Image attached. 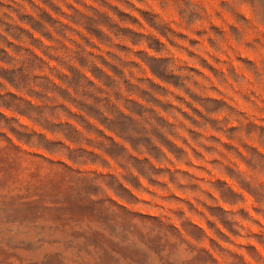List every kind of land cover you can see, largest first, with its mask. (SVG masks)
Here are the masks:
<instances>
[{
  "label": "rangeland",
  "instance_id": "1",
  "mask_svg": "<svg viewBox=\"0 0 264 264\" xmlns=\"http://www.w3.org/2000/svg\"><path fill=\"white\" fill-rule=\"evenodd\" d=\"M0 264H264V0H0Z\"/></svg>",
  "mask_w": 264,
  "mask_h": 264
}]
</instances>
